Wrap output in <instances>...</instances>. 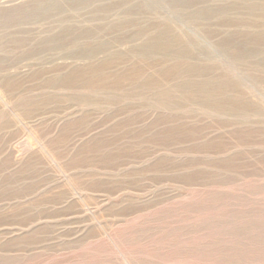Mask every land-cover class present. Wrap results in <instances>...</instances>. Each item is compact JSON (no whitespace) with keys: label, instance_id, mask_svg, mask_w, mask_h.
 I'll list each match as a JSON object with an SVG mask.
<instances>
[{"label":"rangeland","instance_id":"obj_1","mask_svg":"<svg viewBox=\"0 0 264 264\" xmlns=\"http://www.w3.org/2000/svg\"><path fill=\"white\" fill-rule=\"evenodd\" d=\"M261 5L0 0V264H264ZM163 25L200 73L129 52ZM102 43L107 78L52 84ZM224 76L219 105L187 86Z\"/></svg>","mask_w":264,"mask_h":264},{"label":"bare ground","instance_id":"obj_2","mask_svg":"<svg viewBox=\"0 0 264 264\" xmlns=\"http://www.w3.org/2000/svg\"><path fill=\"white\" fill-rule=\"evenodd\" d=\"M249 8H250L249 10L251 12L255 11V8L253 6H250ZM197 11H198L197 13L199 15H203L205 13L202 10H197ZM259 13H260L261 17L264 16V5H261V11H259ZM258 25H260V24H258ZM262 25H263V23H262ZM163 27L160 28L159 30H157L156 32H138V33H136L135 37H138L140 39V42L134 44L135 46L133 45L132 47H130L129 52L131 54L137 55V56H139L145 60L155 59V58H157V56H160V55L170 57V58L174 59L175 61L177 60V62H174L176 64H173L172 66H170L166 69L170 72L172 71V74H174V75H183L184 73L188 74L191 72H193L192 74L197 75L198 73H200L202 70L195 69V66L193 67V65L188 64V66L184 67V70H183V66L181 65V63H178L181 60H184V59L186 60V59L192 58V56H191L192 52L190 50V46H191L190 41L186 40L183 42V40H181L182 38H180L174 32H170V29L169 28L167 29V26L163 25ZM259 28H260V26H259ZM63 33H66V32H62L60 34H63ZM92 34H93L92 32L83 31V32H79L78 36L83 37L84 39H89L92 36ZM234 34H236V33H234ZM244 35H245V33H244ZM70 36H71L70 42L72 43V45L76 44L77 38L74 39L72 35H70ZM232 36H233L232 33L225 35L221 39L220 45L223 48L229 49L236 56H241V53L246 50V44L247 43L253 42V43L259 44L260 42H262L264 44V29L261 31L252 33V36L250 37L251 42H249V39L246 40L243 37L241 38L243 40L236 41V40H234V38ZM63 38H64V36H63ZM246 38H248V37H246ZM54 42H56V40ZM51 43H53V42L50 39V40L43 41L42 44L51 45ZM105 49H106V44L102 43V44H99V45L94 46V47L89 46V47H86L85 49H82L81 51L79 50V51H76L74 53H70L71 56L77 62H84L82 69H80V70L75 69L74 71H71L69 73L54 77V80L51 81L52 84H55V85H57V84H68V83H72L74 81H78L80 79L85 80L86 83H92V80H94V79H96V80L100 79L101 80L102 78H107L106 77L107 71L105 70V68L107 67L109 62L104 61L102 63L99 62V63L95 64L92 60ZM262 50H263V48H262ZM253 51H256V50H253ZM233 53H232V55H233ZM245 54H246V52H245ZM109 60H110V58H109ZM198 64H199V62H198ZM229 79H230L229 77L224 76L215 82L214 81L213 82L204 81L201 83H188L187 86L188 85H189L188 87L196 86L200 91H202L204 93V95H206L207 101H211V100L214 101L213 98H214L215 94H217L219 92H221V93L226 92V89H225L226 84L225 83L228 84ZM227 92H228V90H227ZM27 101H28V99H27ZM229 101H231V99ZM236 101L238 102V100H235L234 102H231V103H237ZM215 103H216V105H219L222 102L219 101L217 103L214 101L213 105H215ZM229 104H230V102H229ZM236 106H237V104H236Z\"/></svg>","mask_w":264,"mask_h":264}]
</instances>
